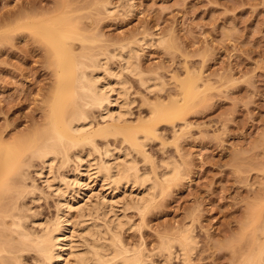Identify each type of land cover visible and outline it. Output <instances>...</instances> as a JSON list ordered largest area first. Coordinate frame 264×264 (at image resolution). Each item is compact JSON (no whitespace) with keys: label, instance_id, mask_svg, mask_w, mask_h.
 Masks as SVG:
<instances>
[{"label":"rangeland","instance_id":"1","mask_svg":"<svg viewBox=\"0 0 264 264\" xmlns=\"http://www.w3.org/2000/svg\"><path fill=\"white\" fill-rule=\"evenodd\" d=\"M28 18L41 21L44 26L39 29L65 25L83 40L69 42L78 58L108 57L127 45L139 50L134 67L144 81L156 78L163 89L145 90L136 75L122 73L128 83L126 124L149 122L155 109L174 112L170 109L181 104H176L179 85L199 78L196 98L184 104L178 117L155 123L156 136L139 135L147 144L144 155L119 137L95 142L99 149L107 142L115 151L128 152L126 162L147 172L152 182L159 183L167 160L178 171L172 183L149 192L153 200L143 215L118 208L117 215L127 223L120 231L124 246L141 249L146 264H241L249 250L263 241L264 0H0V142L5 146L27 143L41 134L55 89L57 70L48 44L20 26ZM107 61L110 69L119 71L116 60ZM98 113L95 109L88 113L94 125L101 122ZM91 151L84 146L69 155L91 153L97 159L99 155ZM22 158L29 166L23 183L41 186L33 171L40 161L28 154ZM73 160L60 173H69ZM104 184L90 185L98 196L115 193V200L139 193L136 187L112 193L108 186L101 187ZM17 191L5 195L6 208L16 207L11 213L25 214V228L39 232L31 222L55 217V197ZM87 213L90 224L101 223L94 209ZM69 218L67 226L77 223L75 211ZM11 221L4 219L7 227ZM98 230L103 233L104 227ZM183 232L192 233L195 244L186 261L178 247L174 255L161 250L165 239ZM78 233L73 238L80 250ZM18 256L21 264H41L33 251Z\"/></svg>","mask_w":264,"mask_h":264},{"label":"bare ground","instance_id":"2","mask_svg":"<svg viewBox=\"0 0 264 264\" xmlns=\"http://www.w3.org/2000/svg\"><path fill=\"white\" fill-rule=\"evenodd\" d=\"M109 7L106 6V11ZM20 26L29 32H34L48 44L51 63L56 68L57 75L49 113L41 134H36L27 143H18L13 146H5L0 142V261L3 264H7L9 260L12 264H21L18 253L33 251L39 257L41 264H146L141 249H129L123 245L120 231L127 223L123 221V216L117 215L120 212L118 208L123 206L125 209H134L143 215L153 200L149 192L158 185L162 187L176 180L177 168L167 160L162 166L165 167L163 171L161 170L163 173L160 178H157L159 183L152 182L147 172L142 174L139 168L137 169L138 166L126 162L128 152L115 151L116 148H111L107 142L102 143L103 148L99 149L95 141L97 138L107 140L109 137H119L123 143L144 155L143 146L146 142L143 140L145 142L143 144L139 135L143 138L156 136L158 131L154 128L155 123H169L178 117L182 113L181 108L184 104L196 98L199 78L188 79L179 85L180 98L176 100V104L179 102L181 104L174 105L170 109L174 112L168 113L166 109L159 108L150 112V120L147 123L126 124L125 116L130 114L126 106L128 99H126L125 86L127 87L128 83L124 80L122 73L136 75L145 90L151 91L155 88L161 91L163 89L161 83L156 82V78L144 81L143 74L134 67L133 60L138 57L139 50L137 51L132 45H127L112 50L113 53L108 57L100 55L78 58L69 43L78 39L77 35L67 30L65 25L55 23L39 29L43 28V23L28 18L20 23ZM78 40L83 42L82 39ZM141 41L143 42L142 39ZM109 59L116 60L120 64L118 72L109 68L107 61ZM93 109L99 111L98 117L101 120L96 125L93 124L95 119L88 116L89 111ZM84 146L90 147L99 155L98 158H93L91 153L75 152L73 157L69 155L71 150ZM25 154L40 161V167L33 171L41 186L37 187L34 182L23 183L27 179L25 170L29 168L22 163V157ZM73 158L74 165L70 172L60 173V170L67 167ZM148 174L151 173L148 172ZM11 176L13 178H10ZM20 180L22 184L19 183ZM91 183H105L101 187L108 186L112 193L121 189L132 190L135 187L139 193L136 192L137 195L130 193V198L115 200V193L110 196L107 194L98 196L93 191ZM17 189H19L17 193L28 192L34 195L38 192L40 196L47 194L55 197V217L46 221L44 219L45 222H40V219L37 221L35 218V221L31 222L40 228L39 232H35L32 228V231L30 228L27 230L28 227L25 228L24 222L26 224L28 221H25V214L11 213L17 210L16 207H12L11 211L6 208L5 195ZM91 209H94L96 214L94 216L102 217L101 220L99 219L101 222L99 225V222L91 223V225V221L87 220L90 216L87 218V211ZM72 211L76 212L78 220L76 224L71 223L67 226L71 221L69 216ZM7 217L12 219L9 227L4 222ZM73 226L80 231H77V228L76 232L71 231ZM99 226L104 227L103 233L98 230ZM74 233H78V236L82 234V239H79L81 240L80 250L74 241ZM191 234L183 232L178 238L165 239L161 250L171 255L174 247H178L183 260L186 261L194 244ZM261 234L263 241L249 250L248 254L242 258L241 264H264V226L261 228ZM106 235L108 240L105 238ZM71 258L72 262H68Z\"/></svg>","mask_w":264,"mask_h":264}]
</instances>
